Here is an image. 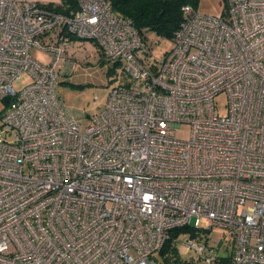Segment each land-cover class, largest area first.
<instances>
[{"label":"built area","instance_id":"built-area-1","mask_svg":"<svg viewBox=\"0 0 264 264\" xmlns=\"http://www.w3.org/2000/svg\"><path fill=\"white\" fill-rule=\"evenodd\" d=\"M58 4L0 0V264L155 263L182 227L217 264L200 218L232 234L231 264H264V0H225L221 16L182 5L158 54L108 0ZM87 41L128 80L81 126L54 89Z\"/></svg>","mask_w":264,"mask_h":264},{"label":"rangeland","instance_id":"rangeland-1","mask_svg":"<svg viewBox=\"0 0 264 264\" xmlns=\"http://www.w3.org/2000/svg\"><path fill=\"white\" fill-rule=\"evenodd\" d=\"M21 2L36 1L38 3H57L59 0H19ZM195 9L203 14L221 16L225 9V0H197ZM160 47L155 48V53L158 54L160 49L166 48L168 42H159ZM80 44V42H77ZM87 51H83L76 48L75 62L68 75L57 77L56 88L54 89L58 102L62 106L71 112V114L79 115L84 114L81 120V126L86 121L104 108L106 99L111 90V87L126 82L128 76L123 71L122 63L116 62V59L100 55L96 52L92 42H84ZM82 47V46H81ZM34 58L40 62H50L52 56L48 51H44L36 46L31 49L30 53ZM29 77L23 73L21 77L15 82L14 87L17 90L23 88ZM7 100L0 98V116L4 110ZM216 110L220 114H225L227 111V96L224 92L219 93L215 97ZM1 125V117H0ZM189 125L183 124L179 129L178 135L182 138H188ZM200 228L197 230V234L194 236V240L197 243L205 244L207 247H212L216 251V255L219 257H227L232 252V240L233 236L227 230V228L221 226H213L211 229L206 230L207 221L204 218H200ZM192 233V230L186 229L181 231L177 243V255L176 260L180 264H205L204 259L200 257L194 249L186 250L185 247L180 244L181 240L187 238ZM219 239L220 241H215ZM175 247V246H174ZM160 254L156 252L154 254L155 263L148 264H165L164 257L168 254ZM173 260V264H177L178 261Z\"/></svg>","mask_w":264,"mask_h":264},{"label":"trees","instance_id":"trees-1","mask_svg":"<svg viewBox=\"0 0 264 264\" xmlns=\"http://www.w3.org/2000/svg\"><path fill=\"white\" fill-rule=\"evenodd\" d=\"M111 3L116 15L129 18L132 26L138 31L140 38L144 41L162 42L168 41L174 34L181 21V7L184 4H191L194 8L197 0H108ZM60 4L56 10L68 13L78 8L77 0H59ZM226 5V4H225ZM224 10V9H223ZM97 50V49H96ZM101 55V54H100ZM118 61V60H117ZM116 61V62H117ZM189 229L188 227L178 228L173 231L172 236H176L180 231ZM168 254L164 257L165 264H173L176 260V247L171 245V240L167 241L160 254ZM178 261V260H176ZM177 264H180L178 261ZM217 264H231L230 256L220 257Z\"/></svg>","mask_w":264,"mask_h":264}]
</instances>
